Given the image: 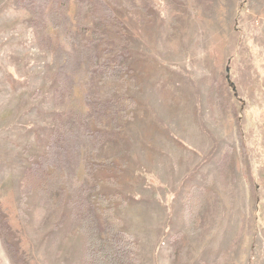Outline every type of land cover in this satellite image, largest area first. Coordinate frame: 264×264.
Here are the masks:
<instances>
[{"label":"rangeland","instance_id":"1","mask_svg":"<svg viewBox=\"0 0 264 264\" xmlns=\"http://www.w3.org/2000/svg\"><path fill=\"white\" fill-rule=\"evenodd\" d=\"M61 1L40 30L24 0H0V225L20 264H87L72 196L54 195L64 181L48 198L22 183L55 118L88 115L87 96L109 90L125 116L119 130L89 127L102 144L83 142L73 186L99 187L98 209L112 210L140 264H264V0H104L120 25L100 50L125 51L127 70L112 82L78 70L58 103L56 49L77 57L48 16ZM66 2L70 32L88 41L99 3ZM0 264H12L1 242Z\"/></svg>","mask_w":264,"mask_h":264},{"label":"trees","instance_id":"2","mask_svg":"<svg viewBox=\"0 0 264 264\" xmlns=\"http://www.w3.org/2000/svg\"><path fill=\"white\" fill-rule=\"evenodd\" d=\"M51 0H24V6L30 9L32 20L36 28L44 29L42 20L44 8ZM64 1V2H63ZM67 0H62L61 5L52 14H48L53 27L64 37L72 40L75 38L77 57L72 52L65 51L59 47L53 59L52 75L57 84L55 90V101L62 103L66 96L72 91L73 77L78 70L83 69L88 80L112 82L113 78H119L127 70L125 61L126 52L115 47L111 49L109 56H103L100 44L109 40V36L103 34L108 31V24L113 28L120 25L114 12L108 7L104 0H97L98 11L93 21L92 35L87 41L76 42L75 34L70 32V19L65 13ZM91 5V6H90ZM92 2L90 0H79V10L90 11ZM100 13L99 16L97 14ZM103 39V40H101ZM87 96V105L90 109L88 115L80 113L59 114L53 128L46 154L38 159L29 170L25 172L22 183V195L32 190L38 192L42 197L48 198L51 190L55 188L54 183L64 181L65 190L56 192L60 195L68 192L72 198V211L69 214L70 229H77L84 237L85 259L87 264H140L135 244L130 236L121 230V224L117 221L110 208L99 210L97 200H103L98 193L97 185L87 186L78 182L73 186L75 173L78 168V152L83 142L93 143L92 153L98 148L95 145L100 142L101 135L92 132L89 127L92 124H101L105 121L109 126L119 130L125 110L124 103L115 90L108 93L98 94L94 98ZM125 116V115H124ZM107 125V126H108ZM74 143V144H73ZM73 144V145H72ZM56 197L62 207V197ZM58 213V212H57ZM67 216L63 211L58 213L55 227L60 228L66 223ZM56 228V229H57ZM0 242L12 264H20L18 252L0 225Z\"/></svg>","mask_w":264,"mask_h":264}]
</instances>
